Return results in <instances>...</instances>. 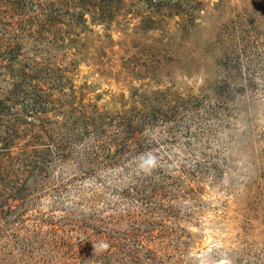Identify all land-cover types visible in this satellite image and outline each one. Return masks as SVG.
Segmentation results:
<instances>
[{
  "label": "rangeland",
  "instance_id": "obj_1",
  "mask_svg": "<svg viewBox=\"0 0 264 264\" xmlns=\"http://www.w3.org/2000/svg\"><path fill=\"white\" fill-rule=\"evenodd\" d=\"M36 1L0 0V264H264V0H75L39 36Z\"/></svg>",
  "mask_w": 264,
  "mask_h": 264
},
{
  "label": "trees",
  "instance_id": "obj_2",
  "mask_svg": "<svg viewBox=\"0 0 264 264\" xmlns=\"http://www.w3.org/2000/svg\"><path fill=\"white\" fill-rule=\"evenodd\" d=\"M68 3H69V5H68ZM75 3H76L75 0H67L65 4L62 2H59V1H55V0L49 1L47 4L39 3L37 1L34 2L33 5L36 8H38V13H39V14H34V16H37V18L39 16H41V17L36 19V20L34 19V21L29 23L30 24V30H31L30 34L33 32V33H35V35H38L39 31L36 28L39 29L41 23L46 25L48 22L49 23L61 22L63 24L64 28L66 27L64 32H68V31L73 30L74 27L77 26L80 21L84 20L83 14H79V13L75 12L73 9H71L70 5L75 4ZM46 5L48 6V8H46ZM43 6H44V8H43ZM63 7H65V8H63ZM24 17L25 18H23V20L27 21L28 18H26V16H24ZM62 20H66V22H63ZM34 26L36 27L35 29L32 28ZM186 35L187 34H185V36ZM50 65L52 66V68L50 67V69L48 71L50 74H48V75L51 76L52 75L51 73L54 71V69L59 72L60 69L57 66V63H54V64L50 63ZM45 79H48V77ZM57 79L58 78H56V80ZM32 87L35 88L36 90H34L32 92H28L31 94V96H29L30 110L32 111V113L33 112L42 113L45 111L46 107H45V104H43L42 100L40 99L41 94L39 95L38 91H43V89L41 87H39V84H32ZM8 98L9 97H7V101H3V103L9 102ZM27 114H28V116H30L29 113H27Z\"/></svg>",
  "mask_w": 264,
  "mask_h": 264
},
{
  "label": "clouds",
  "instance_id": "obj_3",
  "mask_svg": "<svg viewBox=\"0 0 264 264\" xmlns=\"http://www.w3.org/2000/svg\"><path fill=\"white\" fill-rule=\"evenodd\" d=\"M103 247H107V245L105 244V245H103Z\"/></svg>",
  "mask_w": 264,
  "mask_h": 264
}]
</instances>
